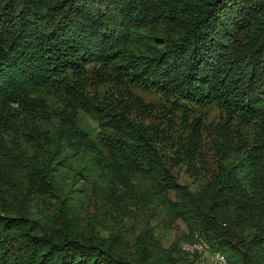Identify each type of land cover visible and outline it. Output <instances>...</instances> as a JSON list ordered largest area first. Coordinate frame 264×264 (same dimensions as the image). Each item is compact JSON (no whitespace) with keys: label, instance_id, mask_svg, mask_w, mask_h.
I'll return each mask as SVG.
<instances>
[{"label":"trees","instance_id":"trees-1","mask_svg":"<svg viewBox=\"0 0 264 264\" xmlns=\"http://www.w3.org/2000/svg\"><path fill=\"white\" fill-rule=\"evenodd\" d=\"M118 77L198 119L178 138L144 115L132 125L87 94ZM208 107L228 120L203 127L191 114ZM203 149L213 167L198 172ZM183 163L196 190L174 173ZM93 197L142 235L100 238L76 212ZM44 201L68 214L47 221ZM144 211L230 264H264V0H0V264L185 261L155 259Z\"/></svg>","mask_w":264,"mask_h":264},{"label":"rangeland","instance_id":"rangeland-1","mask_svg":"<svg viewBox=\"0 0 264 264\" xmlns=\"http://www.w3.org/2000/svg\"><path fill=\"white\" fill-rule=\"evenodd\" d=\"M127 81L128 78L124 80L123 77H118V80L114 81L99 80V88L96 87L94 89L88 90L87 94L91 97L95 96L103 102H110L105 103L104 106L114 109V113H120L121 116L124 117L127 121L131 120L133 123L132 125H139L141 121H136L135 119H140V116L144 115V119L147 120V122L144 123L145 125H150L152 121H154L153 123L155 125L163 122L165 127L173 128L175 138H178L181 133L187 135V127L189 128L190 123L198 119L197 117L191 116L186 122L185 118H183L181 116V113L179 112H168V114L164 113L162 104L167 103L165 97L154 94L153 92L147 91L144 88L130 85ZM124 108H127L128 112L125 111ZM196 113H193L191 115L201 117L206 124L203 125V127L205 128L218 126V124L228 120L226 117L227 115L223 114L215 107H208L205 110L204 115H199V112ZM79 125H81L82 127L86 125L87 128L90 125L91 128L88 129L93 136L96 134V132L100 131L97 127V124L85 115L80 116ZM211 143L212 139H210V136H204L203 147L210 146ZM202 152L205 155L204 159H199L196 162V168L198 172L200 170L206 171L213 167L212 157L214 156V153H209L206 149H203ZM175 167L176 168L174 169V173L176 177H178V180L182 185L189 186V188L192 190H196L200 186L199 184L202 181L200 175L198 177V175H196L194 171L190 169L187 163H183ZM76 184L78 185V183ZM82 185L83 183L79 184L78 186L81 187ZM175 196L176 194H170V198L172 199V201L176 199ZM65 204L68 207L70 205L67 201H65ZM43 207L46 210L47 218L45 219L47 221L53 220L54 222H58L59 220H56L57 217H60L62 214H68V212L63 211L60 208H55L52 205L51 201H44ZM77 207L78 209H76V212L79 217L82 214L85 218H87L89 222H91L92 224H96L97 232H100L99 237L102 239L103 237L108 238L105 241L111 242V240L116 237L118 242L121 241L124 236H126L129 240L141 234L140 231H135V228H131L128 226L127 220H129V218H127V216L123 220V215L121 216L118 215L117 212H114L115 214L113 218H111L110 220L106 218L105 213H107V210L103 204V201L98 200L97 197H93L92 202L91 199H86L84 204L79 203ZM153 214L155 213L153 212ZM153 214H147L144 211L142 212L141 220H145L146 218L151 219V222H149V229H154L153 231L155 232V234H157V238L154 240L156 246L153 248L157 249L155 251L156 260H162V258L165 260L172 259L174 261L184 259L185 261L180 262L179 264H210L202 256L196 254V252H185L183 250V245L192 244L195 235L197 233L200 234L199 232L193 231L191 234H189L188 229L182 222H178L177 226H175L174 229L170 227L166 228L165 226H162V218H158L157 216L153 217ZM125 220L126 224H123L122 226L118 224L119 222H123ZM44 222L45 220L40 218L37 224L42 225ZM84 223L86 224V222ZM110 225H114V228H112ZM120 227H122L123 229L121 233L112 231L113 229L117 230ZM191 237L193 238L192 241H188ZM179 251L182 252L185 257H179L177 253Z\"/></svg>","mask_w":264,"mask_h":264},{"label":"built area","instance_id":"built-area-1","mask_svg":"<svg viewBox=\"0 0 264 264\" xmlns=\"http://www.w3.org/2000/svg\"><path fill=\"white\" fill-rule=\"evenodd\" d=\"M185 252H196V254L202 256L210 264H230L228 258L212 249L209 241L202 235L196 234L192 244L183 245Z\"/></svg>","mask_w":264,"mask_h":264}]
</instances>
